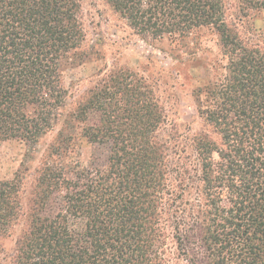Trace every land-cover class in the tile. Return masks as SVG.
I'll use <instances>...</instances> for the list:
<instances>
[{
	"label": "trees",
	"instance_id": "obj_1",
	"mask_svg": "<svg viewBox=\"0 0 264 264\" xmlns=\"http://www.w3.org/2000/svg\"><path fill=\"white\" fill-rule=\"evenodd\" d=\"M105 1L140 35L217 33L220 76L191 91L203 124L166 129L129 69L63 113V73L89 54L80 0H0V141L34 145L62 119L36 168L0 179V264H264V44L228 0Z\"/></svg>",
	"mask_w": 264,
	"mask_h": 264
},
{
	"label": "rangeland",
	"instance_id": "obj_2",
	"mask_svg": "<svg viewBox=\"0 0 264 264\" xmlns=\"http://www.w3.org/2000/svg\"><path fill=\"white\" fill-rule=\"evenodd\" d=\"M80 2L86 33L82 47L89 54L82 63L63 73L69 92L63 113L70 111L89 88L111 71L129 69L145 78L164 105L168 116L166 129L172 125L182 129L188 123L200 128L203 121L197 115L191 91L220 76L224 57L217 33L210 27H201L180 40L168 36L153 38L136 33L105 0ZM243 5L242 0H228V19L236 21L235 26L241 32L264 44V8L253 7L241 13ZM60 121H55L52 130L34 145L18 139L0 141V179L12 178L24 163L36 168ZM80 151L82 161L87 163L91 145L84 140ZM4 245L8 252L14 245V236L6 237ZM166 247L174 250L171 237ZM6 264L11 263L8 260Z\"/></svg>",
	"mask_w": 264,
	"mask_h": 264
}]
</instances>
